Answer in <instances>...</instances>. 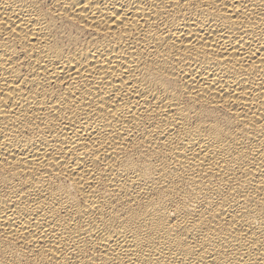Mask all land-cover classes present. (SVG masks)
Returning a JSON list of instances; mask_svg holds the SVG:
<instances>
[{"label": "bare ground", "instance_id": "obj_1", "mask_svg": "<svg viewBox=\"0 0 264 264\" xmlns=\"http://www.w3.org/2000/svg\"><path fill=\"white\" fill-rule=\"evenodd\" d=\"M0 264H264V0H0Z\"/></svg>", "mask_w": 264, "mask_h": 264}]
</instances>
